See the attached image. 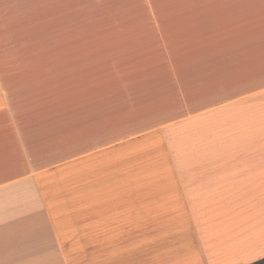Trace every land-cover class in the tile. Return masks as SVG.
Returning <instances> with one entry per match:
<instances>
[{
	"label": "crops",
	"instance_id": "1",
	"mask_svg": "<svg viewBox=\"0 0 264 264\" xmlns=\"http://www.w3.org/2000/svg\"><path fill=\"white\" fill-rule=\"evenodd\" d=\"M148 25L161 38L162 25L186 26L200 42L196 52H170L174 96L76 114L81 153L68 164L66 118L47 125L51 115L19 105L45 88L51 52H136ZM259 103L264 0H0V264L264 260ZM219 111L226 119L189 127ZM100 168L140 172L100 177ZM72 178L71 197L60 195Z\"/></svg>",
	"mask_w": 264,
	"mask_h": 264
},
{
	"label": "rangeland",
	"instance_id": "2",
	"mask_svg": "<svg viewBox=\"0 0 264 264\" xmlns=\"http://www.w3.org/2000/svg\"><path fill=\"white\" fill-rule=\"evenodd\" d=\"M161 27L163 38L158 36L160 26H145L147 39L140 42V50L136 52H51L57 57L51 59L49 76L44 83L45 88H36L35 104H21L19 112L24 115L33 112L49 114L51 117L45 123L47 125L58 123L52 115L66 118L68 164L74 162L81 153L74 150L75 125H82L81 120L76 122V114H101L106 113L108 108L109 111L114 109L115 113H124L128 106L117 105V102L124 97L141 96L151 99L162 97L165 100L174 96L173 90L168 86L171 83L170 79L174 80L169 66L170 52H196L195 44L200 42L196 40L192 29L191 37L186 38V26L162 25ZM59 54L62 55L61 59ZM88 57H92L91 64L86 61ZM197 58L200 59L199 54ZM38 80L42 81V79ZM77 80L79 84L75 87ZM36 85H38L37 81ZM108 98L110 102L106 105ZM154 100L157 103L161 101L160 98ZM151 103L153 106L154 102ZM259 106L264 107V103H259ZM224 113L219 111L214 116L199 118L189 127H196L206 122L213 123L220 118L226 119ZM258 115L264 117V113ZM33 119L36 121L33 117L30 121ZM233 123L231 118L227 119L228 125ZM143 124L139 122L132 124L130 131L140 130L144 127ZM263 126L264 123H261L260 127ZM192 133L185 136L188 144ZM142 155L150 157L152 153L147 152ZM113 164L117 165V163ZM139 172L138 168H100L98 176H138ZM150 172L153 170H143V175H149ZM59 192L60 195L71 197V193L74 192L73 178L67 181Z\"/></svg>",
	"mask_w": 264,
	"mask_h": 264
},
{
	"label": "trees",
	"instance_id": "3",
	"mask_svg": "<svg viewBox=\"0 0 264 264\" xmlns=\"http://www.w3.org/2000/svg\"><path fill=\"white\" fill-rule=\"evenodd\" d=\"M256 264H264V260H262V261H260V262H258Z\"/></svg>",
	"mask_w": 264,
	"mask_h": 264
}]
</instances>
